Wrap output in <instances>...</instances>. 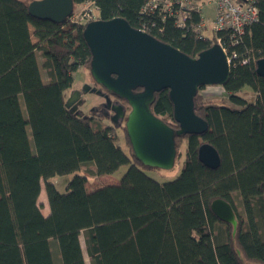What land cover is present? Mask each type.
<instances>
[{"label": "trees", "instance_id": "trees-1", "mask_svg": "<svg viewBox=\"0 0 264 264\" xmlns=\"http://www.w3.org/2000/svg\"><path fill=\"white\" fill-rule=\"evenodd\" d=\"M32 1L0 0V264H86L81 234L90 264H264V78L255 71L264 58V0H257L258 18L234 47L230 31L197 39L172 18L145 17L144 0H72L74 9L92 1L103 21L121 18L135 29L144 23L149 35L189 57L217 38L236 54L220 86L226 104L206 101L205 87L198 88L194 112L208 128L174 138L175 162L183 143L184 156L179 174L164 183L145 174L158 169L134 158L124 125L97 123L65 107L74 74L89 71L84 26L35 18L27 8ZM245 87L255 95L252 102L238 95ZM150 109L178 128L167 90L155 93ZM204 143L217 151L218 168L199 161ZM88 166L96 177L128 169L117 184L90 190L89 175L77 174ZM68 174L75 175L60 194L51 179ZM42 188L47 216L38 203ZM216 199L233 208L234 231L211 211Z\"/></svg>", "mask_w": 264, "mask_h": 264}, {"label": "water", "instance_id": "water-1", "mask_svg": "<svg viewBox=\"0 0 264 264\" xmlns=\"http://www.w3.org/2000/svg\"><path fill=\"white\" fill-rule=\"evenodd\" d=\"M27 8L35 18L60 24L72 15L74 4L72 0H34ZM82 34L91 53L89 73L95 86L86 84L81 90L72 91L65 107L75 112L82 103V95L103 96L105 106L114 113L110 119L112 125L118 127L114 123L124 119L134 158L147 168L172 169L177 156L174 138L201 135L208 128L207 122L194 112V98L199 87L226 83L230 73L226 54L214 44L196 57H189L132 28L121 18L89 22ZM255 71L264 78V58L256 61ZM162 90L168 91L177 129L164 123L150 109L155 93ZM109 96L120 103L111 105ZM198 159L211 169L220 164L217 151L206 143L199 147ZM210 209L220 221L232 225L233 231L236 229L235 213L228 202L216 199Z\"/></svg>", "mask_w": 264, "mask_h": 264}, {"label": "built area", "instance_id": "built-area-1", "mask_svg": "<svg viewBox=\"0 0 264 264\" xmlns=\"http://www.w3.org/2000/svg\"><path fill=\"white\" fill-rule=\"evenodd\" d=\"M204 1L206 2V0H144L141 14L145 17L151 15V19L156 15L162 21L166 17L172 18L178 28L190 30L197 39H203L204 32L207 30L205 25L207 20L202 17ZM208 3L213 9L212 34L230 31L232 47L237 45V38L258 18L257 0H210ZM81 6L79 12L74 11L69 17L73 23L85 26L98 19V8L92 1H86ZM196 15L199 16V20L194 23L193 17ZM154 25L153 22L151 26L154 27ZM138 30L146 32L148 27L142 23ZM215 44L219 45L226 54L230 67L236 54L228 53L220 38L216 39ZM242 63H245V60Z\"/></svg>", "mask_w": 264, "mask_h": 264}, {"label": "rangeland", "instance_id": "rangeland-1", "mask_svg": "<svg viewBox=\"0 0 264 264\" xmlns=\"http://www.w3.org/2000/svg\"><path fill=\"white\" fill-rule=\"evenodd\" d=\"M26 1V0H24ZM210 0H206V2L203 5V11H202V17L204 19H206V28L207 30L204 32V37H211L212 32V20H213V9L212 6L208 3ZM82 7V6H81ZM81 7H78L76 9H74V11L79 12ZM30 33H31V41L33 43L36 42V39L32 36L33 34V30L32 28H30ZM38 55V62H39V66L41 68V76L44 82H46V72L42 69V59L39 56V53H37ZM91 85V86H95L93 83V80L90 76L89 71H85L83 69H79L75 74H74V81L71 87V90L67 93V97L66 99L69 97L70 93L74 90H81L82 87L84 85ZM201 94L203 95V98L206 99V101L208 102H212V103H217V104H222V103H227V94H225L224 90L220 87V86H206L205 88L202 89ZM240 97L244 98L246 101L252 102L255 99V95L253 93V91L249 88V87H245L241 90V92H239L238 94ZM82 103L80 105H78V111H81V113L83 115H89L92 116L93 119L97 122V123H101L104 125H112V123L106 119H102L99 118L98 116H93V113L91 112L93 107H98L100 103L103 102V99L100 95L96 94V93H87L82 95ZM21 101V107H22V111L23 114L25 113L24 111V106ZM124 124V121H122V123H119L120 127L121 125ZM30 134V132H29ZM117 135L119 136L120 139V144L123 147V149L125 150V152H130V148L128 145H126L125 143V139H124V132L122 130V128H117ZM185 143H183V145L179 148V152H180V160L175 162L174 166L172 169L170 170H145V174L147 176H149L150 178H152L153 180L159 182V183H164V182H169L172 181L173 179L176 178V176L179 174L180 172V168H181V162L183 160V156H184V145ZM86 169V171H85ZM128 167L127 166H123L121 167L118 171H116L114 174L106 176V177H96V176H91L87 173V171L90 170V166L82 169L81 171H79L77 174L78 175H89L88 180H87V187L90 190H94L96 188L105 186V185H109V184H117L119 182V180L121 179V177L125 174V172L127 171ZM75 174H68V175H63V176H55L51 179V182L54 184L56 190L60 193V194H64L67 190V185L68 183L73 179ZM236 197V195L234 196ZM38 203L41 206V212L43 215L47 216L48 215V206H47V201H46V195L44 192V189L42 188V191L40 193V196L38 198ZM237 208L238 211L241 212V207L240 204L237 203ZM80 240H81V244H82V248H83V253H84V258H85V262L86 264H90L89 258L86 255V251H85V245H84V238H83V234H81L80 236Z\"/></svg>", "mask_w": 264, "mask_h": 264}, {"label": "flooded vegetation", "instance_id": "flooded-vegetation-1", "mask_svg": "<svg viewBox=\"0 0 264 264\" xmlns=\"http://www.w3.org/2000/svg\"><path fill=\"white\" fill-rule=\"evenodd\" d=\"M93 87V86H92ZM97 87V86H96ZM102 97V99H103V102L102 103H100L99 104V106L98 107H93V109H92V113H93V116H98L99 118H102V119H106V120H108V121H110L111 122V117L114 115V113L111 111V108L110 107H108V106H105V99H104V97L103 96H101ZM81 98H82V96H81ZM109 98H110V103H111V105L112 104H117L118 102L120 103V100H118V99H115L113 96H109ZM78 108V107H77ZM77 108H75V112H81V111H78V109ZM122 121H124V119L122 120ZM122 121L119 119V120H117L114 124H119V123H122ZM112 123V122H111ZM113 124V123H112ZM124 125V124H123ZM122 126V125H121Z\"/></svg>", "mask_w": 264, "mask_h": 264}, {"label": "clouds", "instance_id": "clouds-1", "mask_svg": "<svg viewBox=\"0 0 264 264\" xmlns=\"http://www.w3.org/2000/svg\"><path fill=\"white\" fill-rule=\"evenodd\" d=\"M74 12V11H73Z\"/></svg>", "mask_w": 264, "mask_h": 264}]
</instances>
